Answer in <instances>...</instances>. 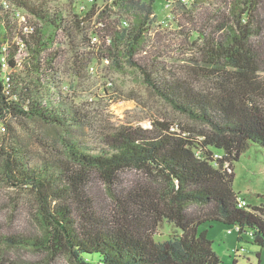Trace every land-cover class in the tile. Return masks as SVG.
Wrapping results in <instances>:
<instances>
[{
  "label": "trees",
  "instance_id": "16d2710c",
  "mask_svg": "<svg viewBox=\"0 0 264 264\" xmlns=\"http://www.w3.org/2000/svg\"><path fill=\"white\" fill-rule=\"evenodd\" d=\"M64 2L0 0V175L30 192L37 226L34 237H6V244L73 264H220L204 228L220 222L237 227L238 240L249 229L264 248V205L239 206L232 186L233 163L248 144L264 147V0H175L174 30L153 24L155 0H116L99 16L110 42L91 51L87 24L65 18ZM14 9L35 17L31 34ZM59 27L67 47L50 46ZM19 40L25 56L18 64ZM111 66L138 72L176 116L152 118L149 127H106L95 146L79 137L88 114L68 108L64 91L87 85L81 77H100L99 70L112 82ZM10 121L45 126L34 139L51 157L29 165L26 149L7 134ZM164 223L178 233L157 241Z\"/></svg>",
  "mask_w": 264,
  "mask_h": 264
},
{
  "label": "rangeland",
  "instance_id": "374dc122",
  "mask_svg": "<svg viewBox=\"0 0 264 264\" xmlns=\"http://www.w3.org/2000/svg\"><path fill=\"white\" fill-rule=\"evenodd\" d=\"M165 5H158L156 10L158 19L167 22L170 16ZM175 15V12H174ZM174 30V26L170 27ZM24 53L17 55L22 60ZM189 55H178L183 58ZM172 63V59L170 60ZM102 68V65L100 66ZM107 76L112 85L107 86V79L84 75L81 80L88 81L79 88L64 91L67 94L65 103L69 108L77 106L85 110L89 121L77 132L79 137L95 146L99 133L106 127L122 123H136L144 127L150 126L152 118L172 119L176 115L154 92L148 88L138 72L130 67L115 70L112 66L107 68ZM105 74H103L104 76ZM86 119V120H87ZM11 129L7 131L10 136H16L18 144L27 151L29 165H39L44 158H50L52 149L38 145L35 134L44 132L41 124L28 123L23 129L15 121H10ZM3 130L0 129V136ZM47 140V139H46ZM234 180L233 189L240 198H244L250 205H264V147L250 142L239 159L233 163ZM30 192L17 190L7 185L0 175V254H4L6 264H73L64 255L49 256L45 252L30 245L6 244L5 238L34 237L37 226L32 217L34 204ZM208 238L212 241V248L220 259V264H264V248L253 243L252 233L246 229L238 240V232L234 226H227L220 222H213L204 227ZM228 229H233L228 233ZM155 236L157 241L168 239L178 230L169 224H163ZM243 250H240V249ZM237 249H239L237 251Z\"/></svg>",
  "mask_w": 264,
  "mask_h": 264
},
{
  "label": "built area",
  "instance_id": "2783aa9c",
  "mask_svg": "<svg viewBox=\"0 0 264 264\" xmlns=\"http://www.w3.org/2000/svg\"><path fill=\"white\" fill-rule=\"evenodd\" d=\"M65 1L64 4L66 5L64 9L59 7L58 5H55V10L62 9L64 12V17L69 19V17H72L74 21L79 23V26L82 27L87 24L86 26V32L88 35V49L87 50H93V48L98 47L101 44L102 40H106L107 43L110 42V38L108 36L102 37L103 30L101 27L103 26V22H101V19L99 16H101V11L104 9H111L113 10L115 8V1L116 0H63ZM158 5H165V9L169 13L170 21L167 19L166 23L163 25L164 22L160 21L158 19V13H157V6L154 8L153 12L150 14V18L152 19V22L154 25H158L163 28H170L173 25V6L175 0H155ZM178 1V0H177ZM182 4L190 5L192 3V0H179ZM3 5L7 6V2L3 1ZM62 6V5H61ZM75 14V15H74ZM13 18H15L20 24L22 32L26 34H31L33 31V27L30 25L29 21L32 22V20H35V17L27 12H25L22 9H14L13 11ZM79 20V21H78ZM121 26L127 27L129 25V20L126 18H122ZM51 35L52 39V45L54 47V43L56 40H61L62 43L60 44L62 47L68 46V38L65 36L64 32L61 30V28H56ZM19 44V54L24 53L25 44L22 41H18ZM3 50L6 52V47H3ZM17 57V56H16ZM2 62L4 68H7L6 66V55L4 54L2 57ZM16 61L19 64L18 58ZM107 63V62H106ZM88 72L93 73L97 70L96 63H90L87 67ZM4 83L6 87V92H8L9 84H10V78L9 76L4 74ZM107 85L111 86L112 82L107 81ZM66 89V87H65ZM3 131L5 130L4 127H0ZM239 206H244L245 201L239 200L238 201ZM237 230V227L234 228ZM232 230H227L228 233H231ZM240 250H243L242 248ZM238 251V249H237Z\"/></svg>",
  "mask_w": 264,
  "mask_h": 264
},
{
  "label": "crops",
  "instance_id": "0c3cea01",
  "mask_svg": "<svg viewBox=\"0 0 264 264\" xmlns=\"http://www.w3.org/2000/svg\"><path fill=\"white\" fill-rule=\"evenodd\" d=\"M240 199H242V200H244L246 203H248L244 198H240ZM249 204V203H248Z\"/></svg>",
  "mask_w": 264,
  "mask_h": 264
}]
</instances>
